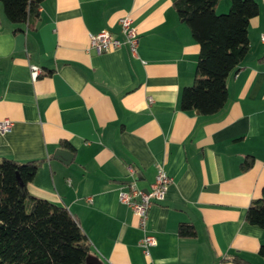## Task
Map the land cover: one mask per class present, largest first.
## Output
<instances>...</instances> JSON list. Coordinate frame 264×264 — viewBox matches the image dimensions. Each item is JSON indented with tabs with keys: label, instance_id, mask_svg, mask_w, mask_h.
Masks as SVG:
<instances>
[{
	"label": "crops",
	"instance_id": "0c3cea01",
	"mask_svg": "<svg viewBox=\"0 0 264 264\" xmlns=\"http://www.w3.org/2000/svg\"><path fill=\"white\" fill-rule=\"evenodd\" d=\"M175 1L45 0L21 25L0 3V121L13 122L0 132V159L40 161L29 193L65 207L101 264H264V230L245 220L264 186V0H255L249 50L226 79V105L211 116L180 109L199 46ZM125 16L138 33L135 52L96 53L90 36H119ZM247 156L254 163L242 171ZM159 170L170 183L148 212L156 246L147 257L118 192L131 181L149 189ZM182 223L193 237L178 236Z\"/></svg>",
	"mask_w": 264,
	"mask_h": 264
},
{
	"label": "trees",
	"instance_id": "16d2710c",
	"mask_svg": "<svg viewBox=\"0 0 264 264\" xmlns=\"http://www.w3.org/2000/svg\"><path fill=\"white\" fill-rule=\"evenodd\" d=\"M44 1L0 0V3L7 19L21 25L38 16ZM219 1L173 3L179 20L188 26L199 46L194 82L182 89L180 109L202 116L214 115L226 105V79L246 56L249 22L258 15L255 0H230L228 11L217 14ZM253 163L254 158L247 156L240 168L247 171ZM39 164L40 161L0 159V264H84L90 244L76 219L65 207L28 191ZM245 220L264 230V186L261 196L249 204ZM177 233L181 238L195 235L193 226L185 223L179 225ZM258 254L264 260V244Z\"/></svg>",
	"mask_w": 264,
	"mask_h": 264
},
{
	"label": "built area",
	"instance_id": "2783aa9c",
	"mask_svg": "<svg viewBox=\"0 0 264 264\" xmlns=\"http://www.w3.org/2000/svg\"><path fill=\"white\" fill-rule=\"evenodd\" d=\"M118 23L120 27L119 36H115L107 30H102L90 36V46L96 53H106L122 46H127L132 53L135 52L138 46V33L132 25L131 18L125 16ZM260 41L264 44V32L260 34ZM40 73V69L37 66H30L32 80H35ZM151 103L152 99L148 98V104ZM12 126L13 122L11 120L3 119L0 121V132H9ZM129 169L133 172V168ZM169 183L170 178L167 174L163 170H159L147 192L138 188L135 181L127 183L125 189L118 192L119 202L127 206L137 218L138 228L142 233L139 247L147 257L150 255V249L156 246L155 237L147 230L148 212L153 204L164 200Z\"/></svg>",
	"mask_w": 264,
	"mask_h": 264
},
{
	"label": "water",
	"instance_id": "95a60500",
	"mask_svg": "<svg viewBox=\"0 0 264 264\" xmlns=\"http://www.w3.org/2000/svg\"><path fill=\"white\" fill-rule=\"evenodd\" d=\"M56 155L65 156V158H66V156L67 157L71 156L68 151H64V150H58L56 152ZM65 163H67V162H65ZM18 182L21 183V181L19 179H18ZM145 192H147V189L145 190ZM85 262H86V264H101L99 262V260L97 258L93 257V256H88L86 258Z\"/></svg>",
	"mask_w": 264,
	"mask_h": 264
}]
</instances>
